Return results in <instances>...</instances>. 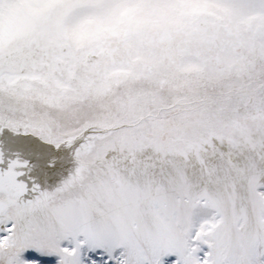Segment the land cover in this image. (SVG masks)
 <instances>
[{
  "label": "snow or ice",
  "instance_id": "6c2138e0",
  "mask_svg": "<svg viewBox=\"0 0 264 264\" xmlns=\"http://www.w3.org/2000/svg\"><path fill=\"white\" fill-rule=\"evenodd\" d=\"M0 264H264V0H0Z\"/></svg>",
  "mask_w": 264,
  "mask_h": 264
}]
</instances>
